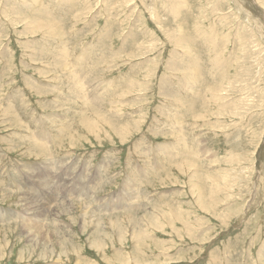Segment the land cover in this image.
Listing matches in <instances>:
<instances>
[{
    "label": "rangeland",
    "instance_id": "obj_1",
    "mask_svg": "<svg viewBox=\"0 0 264 264\" xmlns=\"http://www.w3.org/2000/svg\"><path fill=\"white\" fill-rule=\"evenodd\" d=\"M0 264H264V0H0Z\"/></svg>",
    "mask_w": 264,
    "mask_h": 264
},
{
    "label": "bare ground",
    "instance_id": "obj_2",
    "mask_svg": "<svg viewBox=\"0 0 264 264\" xmlns=\"http://www.w3.org/2000/svg\"><path fill=\"white\" fill-rule=\"evenodd\" d=\"M77 72V71H76ZM77 74V73H76ZM79 84V83H78ZM43 136V135H42ZM45 136V135H44ZM44 136H43V138H44ZM47 144V143H46ZM45 144V145H46ZM30 146H31V148L33 149V148H35V149H37V150H40V151H44V145H42V144H39V143H36V142H31V144H30ZM45 148L47 149V146H45ZM45 149V150H46ZM44 154V153H43ZM51 163V162H50ZM56 163V162H55ZM61 163V162H60ZM57 164V163H56ZM43 167V166H42ZM45 167V166H44ZM41 168V167H40ZM47 169H48V167H46ZM56 169V168H55ZM60 169V168H59ZM43 170V169H42ZM41 170V171H42ZM40 171V172H41ZM47 170H43L42 171V174H43V177L44 178H50L51 177V175L49 174V173H47L46 172ZM66 171V170H65ZM39 172V171H38ZM45 172V173H44ZM51 172V171H50ZM57 173V172H56ZM17 174V173H16ZM36 174V173H35ZM55 174V173H54ZM58 174V173H57ZM64 174V173H63ZM62 176V175H61ZM38 177V176H37ZM73 178H75V177H73ZM60 179V178H59ZM58 180V179H57ZM43 181V180H42ZM48 181V180H47ZM60 181H62V180H60ZM41 183V182H40ZM48 183V182H47ZM55 183V182H54ZM42 184V183H41ZM49 184V183H48ZM75 185V184H74ZM41 186V185H40ZM57 186H59V185H56V187ZM48 188V187H47ZM30 189V188H29ZM43 190V189H42ZM74 191V190H73ZM76 191V190H75ZM46 192V191H45ZM50 192H51V190H50ZM77 192V191H76ZM30 194V193H29ZM31 194H33V193H31ZM27 195V194H26ZM45 195V194H44ZM31 198V197H30ZM35 202V201H34ZM2 213V212H1ZM3 213H4V211H3ZM5 214V213H4Z\"/></svg>",
    "mask_w": 264,
    "mask_h": 264
}]
</instances>
